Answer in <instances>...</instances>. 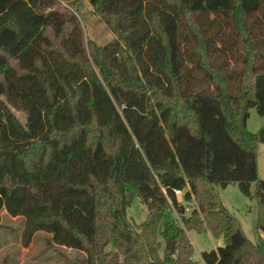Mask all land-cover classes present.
<instances>
[{
	"label": "trees",
	"instance_id": "obj_1",
	"mask_svg": "<svg viewBox=\"0 0 264 264\" xmlns=\"http://www.w3.org/2000/svg\"><path fill=\"white\" fill-rule=\"evenodd\" d=\"M74 1L0 0V225L21 217L77 264H194L193 231L224 239L204 264H264L217 190L256 200L264 240V127L247 129L264 0H89L116 35L103 46L57 9Z\"/></svg>",
	"mask_w": 264,
	"mask_h": 264
},
{
	"label": "rangeland",
	"instance_id": "obj_2",
	"mask_svg": "<svg viewBox=\"0 0 264 264\" xmlns=\"http://www.w3.org/2000/svg\"><path fill=\"white\" fill-rule=\"evenodd\" d=\"M57 9L61 12L69 10L74 15L83 30L84 43L92 41L99 46L108 44L116 35L94 13L89 0H75L72 3L61 2ZM21 123H25V116L19 111H14ZM264 127V118L258 115L255 108L250 110L247 129L256 133ZM258 170L260 178L264 179V144L258 150ZM218 193L225 207L238 219L246 237L252 242H259L264 249L263 234L257 229L258 205L256 200L246 198L237 185L226 189L217 187ZM183 195L178 196L182 201ZM129 199V198H128ZM184 203V202H183ZM185 204V203H184ZM195 202L185 204L186 214L190 216L195 208ZM147 214L146 207L137 198L127 209V216L137 224L142 223ZM191 244L194 246V264H204L201 260L203 252L217 250L225 245L223 238H216L211 232L199 234L188 233ZM85 255L80 251L57 246L51 241V235L46 232H36L27 242L24 237V220L21 217H10L2 211L0 225V264H77Z\"/></svg>",
	"mask_w": 264,
	"mask_h": 264
},
{
	"label": "built area",
	"instance_id": "obj_3",
	"mask_svg": "<svg viewBox=\"0 0 264 264\" xmlns=\"http://www.w3.org/2000/svg\"><path fill=\"white\" fill-rule=\"evenodd\" d=\"M176 195H177V197L178 196H180V195H182V192L181 191H176ZM194 260L196 259V258H193ZM202 260V259H201Z\"/></svg>",
	"mask_w": 264,
	"mask_h": 264
}]
</instances>
